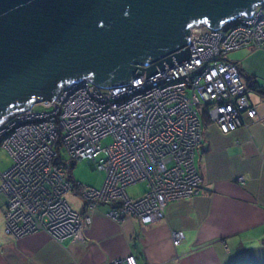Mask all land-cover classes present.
Listing matches in <instances>:
<instances>
[{
  "label": "built area",
  "instance_id": "2783aa9c",
  "mask_svg": "<svg viewBox=\"0 0 264 264\" xmlns=\"http://www.w3.org/2000/svg\"><path fill=\"white\" fill-rule=\"evenodd\" d=\"M191 31L186 43L190 55L183 61L147 77L145 71L134 73L130 82L115 87L100 88L82 79L61 87L55 98L43 102L46 109L29 107L0 124V146L12 152L5 178L0 170L4 233L18 238L43 231L58 241H74L82 238V225L90 220L87 210L98 203L108 205L111 219L133 214L148 223L163 218L167 202L197 192L200 175L194 154L202 126L194 106L206 105L209 121L222 132L246 127L256 117V102L249 98L237 66L222 56L262 45L264 1L250 15L217 28L198 23ZM105 137L110 141L101 144ZM46 140L61 146L55 152ZM60 149L73 162L89 159L103 172L101 185L76 182L64 174ZM51 155L53 167L41 172ZM13 169L18 172L11 174ZM139 180H144V191L128 196L125 187ZM73 189L81 194L82 211L71 209L65 199L64 191ZM5 194L14 199L8 201ZM182 237L180 230L170 231L172 245ZM108 263L137 264L132 254Z\"/></svg>",
  "mask_w": 264,
  "mask_h": 264
},
{
  "label": "crops",
  "instance_id": "0c3cea01",
  "mask_svg": "<svg viewBox=\"0 0 264 264\" xmlns=\"http://www.w3.org/2000/svg\"><path fill=\"white\" fill-rule=\"evenodd\" d=\"M226 60L264 88V42L230 50ZM250 96L256 117L246 127L222 132L214 122L205 123L194 154L198 190L167 202L163 218L141 223L125 214L114 220L107 205L98 203L87 210L81 239L58 241L43 231L13 238L1 230V201L0 264H109L126 254L137 264H264V97ZM102 179L87 185L98 187ZM79 201L74 211L83 210ZM172 229L183 234L176 245Z\"/></svg>",
  "mask_w": 264,
  "mask_h": 264
},
{
  "label": "water",
  "instance_id": "95a60500",
  "mask_svg": "<svg viewBox=\"0 0 264 264\" xmlns=\"http://www.w3.org/2000/svg\"><path fill=\"white\" fill-rule=\"evenodd\" d=\"M262 1L0 0V124L82 79L115 87L183 61L192 26L217 28Z\"/></svg>",
  "mask_w": 264,
  "mask_h": 264
},
{
  "label": "rangeland",
  "instance_id": "374dc122",
  "mask_svg": "<svg viewBox=\"0 0 264 264\" xmlns=\"http://www.w3.org/2000/svg\"><path fill=\"white\" fill-rule=\"evenodd\" d=\"M229 54H230V50H229V52L225 53L224 56H222V57L228 59V55ZM245 84H246V82H245ZM245 88H248L247 84H246ZM248 90L250 92L249 94H255L257 97L259 96L258 94H256L253 91H251L250 88H248ZM249 98L251 99V96H249ZM30 108L32 110L38 111V110L46 109L47 107L43 106V102H38V103H33L30 106ZM206 118L209 119L208 116H206ZM251 119H253V118H251ZM251 119H249V120H251ZM46 124H48V122H46ZM35 139L37 141L41 140V138H39L38 135L35 136ZM108 141H109V137H105V138L100 139V143L101 144H104V143H106ZM1 143H2V141H1ZM45 143H47V144L50 143L51 146H52V149L55 152H56V148H59V146H61V144L59 145V141L51 142L50 140H46ZM34 151H37L36 147H35ZM10 154H12V152H10L9 148L0 146V170L4 169L1 172L4 178H5V171L8 169V166L11 163V159L9 157ZM60 155H62V154H60ZM53 157H54V155L53 156L51 155L49 157L47 165L40 167L41 168L40 169L41 172H43V171L46 172L48 170V166H52L53 167V165L51 164V161H52ZM28 159H29V157H28ZM62 162L69 163V162H73V161H71L68 157H66V158H64V160ZM88 162H89V159H80V160L74 161L72 163V166L68 167V169L70 170V174H71L70 176L72 177L73 181H77V182L84 183V184L97 185V184H99V181L102 178L103 172L100 169L91 168ZM13 165H15V164L13 163ZM67 170L65 169V167L63 168V171L65 172L64 174L67 173ZM56 171L58 172V174L60 176V173H59L58 169ZM198 175H199V172H198ZM58 179L59 178H56V181L59 183ZM200 181H201V178H200ZM4 189H5V186H3V184H2L1 174H0V203H1V201H3L2 199H4L3 195L1 194V192H4ZM144 189H145L144 180L136 181V182H134L132 184H129V185H127L125 187V191L128 194V196H130V197H133V196H136V195L142 193L144 191ZM72 193L74 195H70ZM63 194H64L65 199L68 201V203H69V205L71 206L72 209H78L79 208V206H80V201L79 200L81 198V194L78 193L77 189L76 190H74V189L73 190H67V191L65 190ZM9 196H11V195H6L5 194L6 199L8 201H12L14 198L13 197H9ZM77 199H79V200H77ZM2 205H3V202H2ZM2 211H3V206H2ZM3 215L4 214H2V212H1V216L2 217H3ZM29 216H31V214ZM148 223H150V222H148ZM86 224H87V222H86ZM35 226H37V223L35 224ZM1 230L4 233V230H3V218H2V224H1ZM4 234H6V233H4ZM6 235H8V234H6ZM78 239L79 238H76V240H78Z\"/></svg>",
  "mask_w": 264,
  "mask_h": 264
},
{
  "label": "trees",
  "instance_id": "16d2710c",
  "mask_svg": "<svg viewBox=\"0 0 264 264\" xmlns=\"http://www.w3.org/2000/svg\"><path fill=\"white\" fill-rule=\"evenodd\" d=\"M223 59H225V58L223 57ZM243 80L246 82L248 88H250L251 91H253L254 93L258 94L260 97H262L264 95V88L263 87H260L257 84V82L254 81V78L252 76L246 75V76H244ZM194 108H195V111L197 112V114L199 116V119L201 121L202 130H203V127H204L205 123L210 122L209 119L206 118V116H208V114H207V107H206V105H203V104H197V105L194 106ZM109 141H110V137H109ZM200 144H201V142H200ZM199 146L196 148L195 153H196L197 149H199ZM58 153H59V155L62 154V155H60L61 157L59 159L61 161H63L64 158H65V155H66L65 152L60 149V151L58 150ZM72 163L73 162H69V163L63 162V165H64L65 169L67 170L68 167H71L72 166ZM66 174H67V176L69 178L72 179V177L70 176L71 174H70V170L69 169L67 170V173ZM105 205H107V204L105 203ZM107 207H108V205H107Z\"/></svg>",
  "mask_w": 264,
  "mask_h": 264
},
{
  "label": "bare ground",
  "instance_id": "6f19581e",
  "mask_svg": "<svg viewBox=\"0 0 264 264\" xmlns=\"http://www.w3.org/2000/svg\"><path fill=\"white\" fill-rule=\"evenodd\" d=\"M186 46V45H185ZM18 172V170L17 169H13L10 173L11 174H14V173H17Z\"/></svg>",
  "mask_w": 264,
  "mask_h": 264
}]
</instances>
